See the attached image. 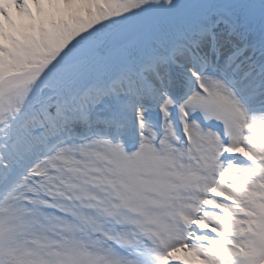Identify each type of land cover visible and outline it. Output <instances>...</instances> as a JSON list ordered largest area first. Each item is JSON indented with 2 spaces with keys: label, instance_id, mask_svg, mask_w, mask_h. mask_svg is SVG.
Masks as SVG:
<instances>
[{
  "label": "snow or ice",
  "instance_id": "1",
  "mask_svg": "<svg viewBox=\"0 0 264 264\" xmlns=\"http://www.w3.org/2000/svg\"><path fill=\"white\" fill-rule=\"evenodd\" d=\"M0 264H264V0H0Z\"/></svg>",
  "mask_w": 264,
  "mask_h": 264
}]
</instances>
